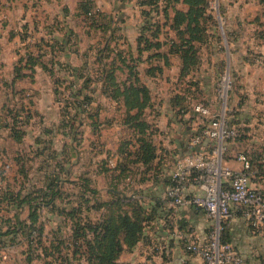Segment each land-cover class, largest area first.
<instances>
[{
	"label": "crops",
	"instance_id": "1",
	"mask_svg": "<svg viewBox=\"0 0 264 264\" xmlns=\"http://www.w3.org/2000/svg\"><path fill=\"white\" fill-rule=\"evenodd\" d=\"M84 1L101 11L100 25L96 28H88L84 23ZM139 3L138 0H0V8L8 12V19L0 28V92L3 95L15 92L19 85L20 95H24L16 99L12 109L5 111L3 104L0 107V111H5V130L15 145L12 151L15 181L9 182L25 195L27 191L42 188L47 176L59 175L64 193V185L74 182L70 179L75 176L78 194L81 192L88 197L87 191L97 192L89 197L88 205L107 203L116 194H124L146 207L156 206L157 212L144 222L140 241L130 249L125 247L117 264H203L199 257L185 251L183 242L187 233L195 229L206 233L211 221L192 205L172 204L165 190L176 170V157L190 150L195 138H200L201 143L194 148L208 153L209 144L202 136L206 124L200 125L198 121H211V117L208 119V115L195 110L199 103L184 104V101L196 89L198 92L203 90L201 81L196 80V73L203 65V56L213 54L211 39L198 51L199 62L195 68L183 75L181 56L171 49L170 41H179L172 27L174 9L186 11L187 5L171 3L166 15L150 12L151 17L154 15L162 25L156 38L149 36L150 32L146 34L151 41H159L161 46L159 49L139 50L138 38L145 22L143 11L148 10ZM258 24L264 23L259 21ZM260 38L257 47L264 52V30H260ZM226 43L230 47L236 40ZM263 52L260 59H264ZM154 53L160 55L154 56ZM219 56L217 53V59ZM228 60L233 62V53L225 46L222 64ZM261 62L253 63V69L251 63L242 62L236 76L243 82L241 89L253 102L254 89L259 91H256L259 98L264 99V89L260 87L264 84ZM130 66H134L136 79ZM158 82L161 89L155 98ZM130 86L145 89L135 96L139 102L146 100L139 118L145 122L146 128L141 132L125 121V115L135 116L137 113V107L131 108L129 101L125 103L123 100L122 93ZM114 92L117 97L112 96ZM84 98L89 100L86 109L81 104ZM232 102L230 119L226 112L225 116L239 135L242 134L228 139V146L223 143L222 164L232 170H241L240 156L246 155L252 167L251 186L264 188V147L261 148L259 142L263 134L257 131L264 128V121L258 123L251 113L246 115L247 106L237 97L233 99L232 96ZM208 107L211 112H221ZM105 108L110 112L107 115H103ZM255 108L261 107L252 109ZM13 117L17 121L18 140L10 130ZM110 127L114 131L113 146L100 148L103 129ZM138 137L147 138L154 149L155 157L149 163H143L135 152L139 147ZM85 141L93 154L92 172L104 173L110 180V186H107L109 199H103L91 175L75 171L81 160L77 156L78 147ZM126 142L130 143L123 149ZM224 151L226 156H223ZM106 154L108 158H105ZM111 156L114 157L113 168L107 162ZM24 173L29 181H24ZM35 174L45 177L41 187L36 188ZM5 175L0 172V190L6 186ZM117 179L122 190L111 184ZM114 184L118 185V182ZM189 191L196 190L191 186ZM67 202L65 193L57 200L61 205ZM24 205L19 212L21 219L28 214V207ZM103 211V208L94 211L91 218L97 220ZM44 218L43 214L41 219L44 221ZM49 220L47 218L46 222ZM226 231V241L240 252L245 264H264L263 229L251 225L237 210ZM49 232L53 231L45 229V234L50 235ZM17 240L15 247L22 248V258L17 263L26 264L24 246L19 238ZM5 248L0 244V264H4L6 258Z\"/></svg>",
	"mask_w": 264,
	"mask_h": 264
},
{
	"label": "trees",
	"instance_id": "2",
	"mask_svg": "<svg viewBox=\"0 0 264 264\" xmlns=\"http://www.w3.org/2000/svg\"><path fill=\"white\" fill-rule=\"evenodd\" d=\"M141 6L148 7L143 11L145 22L140 30L138 38L139 50L141 49H159V41H151L149 36L155 37L160 31L161 23L154 18V15L161 12L167 14V9L171 3L183 2L187 5L186 11L174 9L172 18V27L176 30V36L179 41L171 40V49L178 52L183 63V75L191 73L199 62L198 51L210 38L209 31L211 27H217L213 11L209 9L208 0H138ZM95 6L92 3L84 1L82 3L83 16L89 13ZM154 12L151 17L150 12ZM100 20L95 22L92 28L100 25ZM211 39V38H210ZM222 41L221 36L216 31L213 38ZM143 44V45H142ZM159 56L160 53H154ZM132 76L136 77L134 66H130ZM140 92H145L144 87L130 86L126 87L122 95L125 103L129 101L130 107H137L135 116H126L131 126L143 131L146 124L139 120L142 116L143 108L146 106V100L139 102L135 96ZM113 97H117L115 92ZM76 99V95H74ZM127 101V102H126ZM88 98L81 102L83 108L88 106ZM128 104V105H129ZM71 105H73L71 103ZM129 107V106H128ZM84 111V110H83ZM137 119V121H135ZM17 121L13 117L10 124V130L15 134V139H19L17 130ZM16 134L18 136H16ZM139 147L135 150L138 158L143 163H149L154 159V149L151 142L145 138L136 139ZM130 141V140H129ZM130 142L123 145V149ZM138 160V159H137ZM261 169V168H260ZM122 171H124L122 169ZM24 181H29L27 174H23ZM15 181V178H14ZM61 181L59 175L47 176L45 184L37 190L27 191L21 194L19 190L12 188V184L4 179L5 188L0 190V213L1 217L10 214L5 220L7 226L3 231L0 225V244L3 247H10L11 244L22 242L24 246V262L26 264H117V259L124 248L134 247L143 236L144 222L150 220L151 215L157 212L156 206H144L137 199L126 197L124 194L117 195L107 203L88 205L89 197L95 196V190L87 192L88 197L79 193L70 208L64 204H57L63 196L61 190ZM82 199V200H81ZM28 207V214L25 219H21L19 212L23 206ZM53 210L60 221L66 222L68 232L57 229L50 235L45 234V222L41 219V210ZM104 209L97 220H93L94 211ZM63 228V227H62ZM227 229V228H226ZM226 229L222 232V240L226 241ZM1 258V256H0Z\"/></svg>",
	"mask_w": 264,
	"mask_h": 264
},
{
	"label": "rangeland",
	"instance_id": "3",
	"mask_svg": "<svg viewBox=\"0 0 264 264\" xmlns=\"http://www.w3.org/2000/svg\"><path fill=\"white\" fill-rule=\"evenodd\" d=\"M1 6V5H0ZM208 6L209 9L213 11L214 18L217 23V27H211L209 28V36L211 38V49L213 54L203 56L204 61L203 65L201 66V69L196 73V80L201 81V85L203 86V90L201 92H198L197 89L194 91V93H190L188 99L184 101V104L189 103H200L203 105H209L214 111H219L224 108H226L225 112L228 113V117L230 119V114L232 113L231 109L233 106V102L230 103V99L233 96V99H236V97L239 99V102L241 104H244V106H247L246 115L252 114V116H255L256 121L258 123H262L260 121H264V99L259 98V91L254 89V99L255 102L251 101V98L248 97L245 91L241 89V86L243 87V82H240L237 80V72L241 70L240 65H242V62H249L251 63L250 66L253 69L254 65L253 63H257V61L264 65V59H260L259 56H261L260 53L263 52L261 50V47H257V43L261 40L260 38V30H264V24H258L259 21H262L264 23V0H208ZM2 8V7H1ZM0 8V28L5 23V21L8 19V12L4 8ZM101 12V11H100ZM259 25L258 28H256ZM256 28V30H254ZM216 31L221 36L222 41H217L213 38L216 36ZM73 41H76V38H72ZM236 40V43L231 44V48L229 47V44L226 42ZM217 41V42H216ZM219 42V43H218ZM220 45V46H219ZM230 49V51L233 53V62L232 60H228L226 63L224 62L222 64V58L224 57V48ZM208 50V48H207ZM262 51V52H261ZM217 53L220 54L217 59ZM264 53V52H263ZM238 59V61H237ZM255 60V62H254ZM258 64V63H257ZM240 67V69H239ZM238 70H235V69ZM189 81L191 79V76L188 78ZM195 81V79L193 80ZM225 81L228 82V85L230 86L225 98L220 97V89H221V83ZM155 87V85H154ZM262 89H264V84L260 85ZM156 88L158 90H156ZM196 88V87H195ZM159 89H161V83H156L155 90L157 91V94H155V98L159 94ZM20 86H16L15 92H9L8 94L3 95L0 92V107L3 104L6 109H12L13 105L17 100L22 96L20 95ZM258 91V93L256 92ZM258 97H257V94ZM14 97H16L14 99ZM158 98V97H157ZM17 99V100H16ZM251 101V102H250ZM236 102V101H235ZM238 105V104H237ZM260 106L261 108H255L253 107ZM238 107V106H237ZM240 107V106H239ZM105 108L103 111V115H107L106 113H110L109 110L106 111ZM252 109L253 111L251 112ZM229 110V111H228ZM3 111V112H2ZM0 111V172H4L6 174L5 179L8 181H11L13 183V150L15 148V145L11 143V139L8 137V131L5 129V123L4 121V115L5 111ZM250 114V115H251ZM210 119V116L208 117ZM46 123L54 122V121H44ZM58 121H55L57 123ZM200 125H205L207 121H198ZM259 133L263 134V137L260 138L259 142L261 143V148L264 147V128L257 129ZM242 133H240L241 135ZM239 135V136H240ZM57 136V135H56ZM238 136V137H239ZM86 137V136H85ZM89 137V136H87ZM86 137V138H87ZM114 137V131L110 128H104L102 136L100 138V148L104 147H112V140ZM109 142V143H106ZM224 145L228 146L227 141H224ZM227 142V144H226ZM86 141L84 145L86 146ZM79 146L77 151V156L80 157V162L77 164V167L75 168L76 172L79 171H85L88 175H91L95 181L96 185L100 188V194L103 197V199H109L110 194L108 193L107 186H110V180L108 176H106L104 173H93V154L89 151L88 145L85 146ZM214 148H218V143H213ZM245 148V147H244ZM243 148V149H244ZM219 152L222 153L221 148H219ZM226 151H224L223 156H226ZM107 157V154L105 156ZM114 157L111 156L110 159L107 160L109 166L113 168ZM82 166V167H81ZM115 166V165H114ZM52 176V175H51ZM50 177V175H49ZM45 177L43 174L38 176V174L34 175L33 181L36 184L37 187H41L42 183L44 182ZM1 181V180H0ZM70 181H74L69 183H66L65 186V200L68 202L66 205L70 208L75 201H78L77 198L80 197L77 190V178L75 176H72ZM114 182H118V185H115ZM111 183L118 189L122 190L121 183L118 181H114ZM1 185V184H0ZM15 185L12 186L14 188ZM15 189V188H14ZM45 215L46 218H44L45 221V229L47 231H55L57 229L67 233L68 232V225L66 222L60 221L58 217L54 214L53 210H41V215ZM9 215V214H8ZM203 216V215H202ZM8 216H2L0 213V225L3 229V231L6 229V218ZM53 217V220L51 219ZM49 218L50 220L46 222V219ZM204 219V218H203ZM202 223V222H201ZM47 225V226H46ZM63 227V228H62ZM211 228V226H210ZM210 231V229H208ZM51 233V232H49ZM194 233L199 236H203L202 232L198 231V229L194 230ZM163 246V245H162ZM6 249V248H5ZM20 250L22 248L20 246L15 247L14 244H11V246L6 249V258L4 260V264H18L17 262L21 261L22 255L20 253ZM41 264V263H39Z\"/></svg>",
	"mask_w": 264,
	"mask_h": 264
},
{
	"label": "built area",
	"instance_id": "4",
	"mask_svg": "<svg viewBox=\"0 0 264 264\" xmlns=\"http://www.w3.org/2000/svg\"><path fill=\"white\" fill-rule=\"evenodd\" d=\"M100 15V9L94 7L84 14L85 25L93 27ZM229 87L228 82L221 83V98H225ZM195 110L211 117L202 130L209 144L208 153L194 148L201 143L200 138H195L192 148L176 157V170L166 186V196L174 205L196 207L211 221L210 231L202 237L194 231L187 233L183 242L185 251L199 257L203 264H245L240 252L222 240V232L237 210L251 225L264 230V188L251 186L252 167L246 155L240 156L241 170H232L222 164L219 148L223 152L224 141L239 136V131L226 119V108L211 112L207 105L199 103ZM215 142L218 148L211 145ZM191 186L196 191H189Z\"/></svg>",
	"mask_w": 264,
	"mask_h": 264
}]
</instances>
